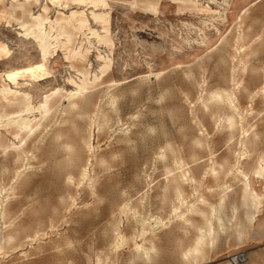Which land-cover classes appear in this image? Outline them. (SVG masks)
Returning <instances> with one entry per match:
<instances>
[{
	"label": "rangeland",
	"instance_id": "obj_1",
	"mask_svg": "<svg viewBox=\"0 0 264 264\" xmlns=\"http://www.w3.org/2000/svg\"><path fill=\"white\" fill-rule=\"evenodd\" d=\"M44 2L53 25L42 56L22 8ZM0 41V105L23 93L35 107L31 130L0 129V264H232L238 251L264 264V0H160L157 11L140 0H3ZM75 87L93 91L78 111ZM88 158L92 179L81 180ZM241 167L258 211L243 204ZM181 172L198 181H183L199 207L188 225L176 210ZM209 204L225 230L188 262Z\"/></svg>",
	"mask_w": 264,
	"mask_h": 264
},
{
	"label": "bare ground",
	"instance_id": "obj_2",
	"mask_svg": "<svg viewBox=\"0 0 264 264\" xmlns=\"http://www.w3.org/2000/svg\"><path fill=\"white\" fill-rule=\"evenodd\" d=\"M2 1L3 0H0V2H2ZM140 1L142 3H144L148 8H150L154 11H157L159 8L160 0H140ZM224 14H226V13H224ZM13 17L16 18L15 11H13V13H12V18ZM225 18L227 19V15H225ZM22 20H23V25L29 29L27 36H30V37L35 39V41L37 42L38 48H39L40 52L42 53V56H44L45 52H44L40 42L46 38L49 26L53 25V22L49 17V7L47 5V2H44L42 4L41 11L38 13H35L32 9L22 8ZM8 53H9L8 45L0 41V60H2L3 59L2 57ZM0 81L1 82L5 81L1 72H0ZM75 88H76V91L74 93L68 95V102H69L70 110H72V111L82 110V104L86 103V102L91 103L89 101V98L93 95V91L90 90L88 87H82V88L75 87ZM212 97L219 100V101L227 102L231 107H233L236 110L239 109V102H238L237 98L235 99L234 95L231 93H227V94L215 93V94H213ZM7 107H10L11 109H13V111L8 112L6 110ZM34 113H35V107L32 103L31 96L29 94H23V93L18 94L17 97L11 98L3 106L0 105V129H2L5 126L7 129H15V130H19V131L31 130L32 127H30V126L33 123L32 116L34 115ZM229 121H230V125L234 126V120L232 118H230ZM93 136H94V134L91 131L88 139L85 141L86 150H88L89 152H92L94 149V145L92 142ZM67 150L75 158V160H73V163H76L78 158H79V155H80L78 148H76L74 145L68 144ZM242 158H244V156ZM261 161L264 164V157L262 158ZM74 165H76V164H74ZM90 165H91V159L88 158L86 160L84 166L81 167V171H80V179L81 180H85L87 178L92 179L89 176ZM237 170H238V172H236V173H240L244 178V186H243V190H242L243 191L242 199H243L244 206H246V208L247 207L255 208L258 211L255 201L251 198L250 174L247 172H244L242 170V167L237 169ZM187 171H189V170H187ZM214 171H216V169H214ZM181 174H182V172H181ZM215 175L218 176V172H215ZM184 177H186V178H184ZM179 178H180V180H178ZM181 179H182V181H181ZM190 179H191V181H195V184L198 183V181L196 180V178L194 176L193 177H187L186 173H183L180 177L173 175V180L175 182V194H176L177 198L180 200V206L179 207L177 206L178 208H176V207L175 208L177 210V209H182V207H185V212L179 215V222L182 221V223L186 224V225L192 224L190 215L191 214L193 215L197 211V209L199 208L198 204H195V203L189 204L186 201L187 196L185 195V191L183 188V181L185 180V184H186V181L190 180ZM263 182H264V180H263ZM89 188L91 189V191L96 192L97 188L94 186L93 183L90 184ZM227 197H228V193L225 192L222 199H221V201H222L221 204L226 202ZM201 202H202V205L208 204L204 197H202ZM206 206H208V205H206ZM130 210H131V208H130L128 203H125L123 206H121V209H120L121 212L126 214V217L128 219L131 216H133L130 213ZM209 210H210L209 214H207V213L204 214V216L206 217V223H207L206 226H201V227L197 228L198 238L195 241L192 248L189 249L184 255V259L187 260L188 262L191 259H194L195 262L199 261L200 258L204 256L206 249L209 247H213L215 242L217 241V239L220 237L221 232L225 230L226 224H225L224 218L222 217V215L218 211L217 207L215 205L209 204ZM3 214L5 216L6 211H3ZM238 223H240V222L238 221ZM154 225L158 227L159 225H165V223H163V220H161L159 218V220H157ZM149 226L152 227V223L148 224V228H149ZM154 233H156V232H154ZM154 233H153V235H154ZM146 234H147V232H146ZM153 235H151L150 237L149 236L147 237L146 235H144V240L145 241L149 240L150 238L153 237ZM153 239L154 238H152L151 240H153ZM116 240H117V243L119 245L125 243L127 240L125 235L123 234L122 230L119 227L117 228ZM144 245L136 243L137 252L143 254L147 260H152V256L157 255V248L155 246H152L151 248H147ZM100 263H101V258H99V261L97 264H100Z\"/></svg>",
	"mask_w": 264,
	"mask_h": 264
},
{
	"label": "built area",
	"instance_id": "obj_3",
	"mask_svg": "<svg viewBox=\"0 0 264 264\" xmlns=\"http://www.w3.org/2000/svg\"><path fill=\"white\" fill-rule=\"evenodd\" d=\"M249 257L246 251H238L230 255V262L232 264H244L248 261Z\"/></svg>",
	"mask_w": 264,
	"mask_h": 264
}]
</instances>
